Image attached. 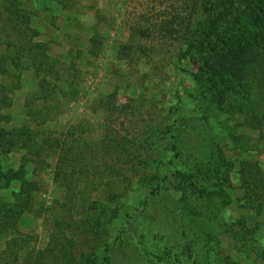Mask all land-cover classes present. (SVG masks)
I'll return each mask as SVG.
<instances>
[{
    "label": "rangeland",
    "instance_id": "obj_1",
    "mask_svg": "<svg viewBox=\"0 0 264 264\" xmlns=\"http://www.w3.org/2000/svg\"><path fill=\"white\" fill-rule=\"evenodd\" d=\"M9 1L44 52L0 45V264L86 233L69 264H264V191L257 212L243 186L250 164L264 181V0ZM234 52L250 90L219 106Z\"/></svg>",
    "mask_w": 264,
    "mask_h": 264
},
{
    "label": "trees",
    "instance_id": "obj_2",
    "mask_svg": "<svg viewBox=\"0 0 264 264\" xmlns=\"http://www.w3.org/2000/svg\"><path fill=\"white\" fill-rule=\"evenodd\" d=\"M9 5L17 11L19 7L18 0H10ZM12 8L11 10H13ZM16 15L18 23L13 22L10 13L5 15H2L0 13V23H3V26H0V45H6L9 47L11 43H9L8 40L17 38L19 40V42L17 43L18 45L24 43V45L28 46L26 48V52L32 53L35 49L44 52L42 45L36 46L29 40H26L27 37L33 32L29 28L27 20L28 18L25 13L19 10L18 12H16ZM5 25L7 27H5ZM262 34L264 33L262 32ZM240 54L241 53L239 52H234L233 54L226 56L224 60L225 63L223 71H221V73L217 75V78L211 82L210 92H212V98L217 102L219 106H223L231 95L240 96L243 99L248 96L251 86L249 80V67L251 66L252 59H250V55L241 56ZM24 57L27 61L30 60V55L27 54ZM43 61H45V55H43ZM236 109L239 110V113L244 112V108L242 106H237ZM246 113L247 116L250 117V119L246 120V123L249 127L256 129L261 126L260 121L257 120L254 114H249L248 112ZM262 118L264 119V115L262 116ZM0 139L1 142V136ZM64 153L66 154V152ZM61 161L62 159L60 160V162ZM74 163L75 162L71 163L66 174H63L60 166H57V176L59 177L63 175V188L66 191L65 201L69 205L73 203L72 197H75L78 194L77 192L80 191V188L76 183L77 180L75 177L77 176V174L75 173V170L77 169L73 166ZM248 170V179L246 180V178L243 177V186L245 188L246 201L245 207L257 210V212H259L262 207V192L264 191V181L260 170L255 164H250ZM6 173L12 174L13 172L3 173L0 171V176H4ZM18 174L19 172H17V174H13V176H18ZM26 187L27 186L25 184L24 186H22L21 194H27V192L25 193ZM82 223L85 225L88 222L83 221ZM92 237V235L88 236L87 233L82 234L81 236H76L77 240L74 241V243H72V246L69 248L70 252H67V247L64 246L66 243V239L64 238L62 241L60 237H56V239H53V242H51L49 246L46 247V249L33 253V255H31V257L27 261V264H69L68 258L71 257V259H74L73 257H75L71 256V251H80V253L92 252L93 248L91 245L93 244L94 248L98 245L99 239H91ZM82 256L83 254H79V259H81Z\"/></svg>",
    "mask_w": 264,
    "mask_h": 264
}]
</instances>
